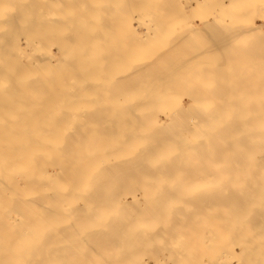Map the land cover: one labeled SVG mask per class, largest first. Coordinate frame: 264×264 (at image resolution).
Segmentation results:
<instances>
[{"label": "bare ground", "instance_id": "obj_1", "mask_svg": "<svg viewBox=\"0 0 264 264\" xmlns=\"http://www.w3.org/2000/svg\"><path fill=\"white\" fill-rule=\"evenodd\" d=\"M67 1L65 0L69 4ZM74 1L78 0H73L72 4ZM109 1L110 6L114 3V7L111 6L114 8L113 12L120 13V7L125 0ZM126 1L128 2V0ZM176 1H133L134 7L132 8L135 9L134 12L138 13V18L135 17L138 23L134 24L133 14L131 16L132 23H129L130 31L133 33L130 35L128 29H122V31L128 32L129 38L132 37L130 42L126 32H123L124 34L120 32L122 35L118 31L114 33V29L121 30L122 22L120 21V25L118 20L113 21L114 23L111 22V17L114 18L116 15L112 16L111 8L110 12L104 10L111 23H106L107 21L103 20L101 23L100 20L99 24L94 25L93 18L96 16L94 14L96 10L90 0L88 5L94 6L93 8L83 5V7L85 6L83 10L75 12L68 5V10H71L67 13H61V10H59L60 13L56 12L55 8L64 2L62 0H41L36 3L33 0H0V264H74L75 256L73 254L75 253L82 256L80 259L76 258L79 259L78 262H85V257H92L90 260L97 259L94 263L97 264L99 255L105 252L106 256L104 254L103 256L108 260L110 258L108 256L111 255L108 253H114L116 248L115 251L121 250L119 252L123 253V256L127 252L125 250L134 251L133 255H129L130 257L128 256L127 259L133 260L132 263L143 264L133 259L139 258L137 256L140 253L137 252H140L141 249L137 245L147 242L145 245L149 244L148 248H150L151 242L156 240L157 236V242L154 241L153 246L162 248V250L159 248L161 251L159 254H163L162 251L166 249L169 251L172 248V242L170 240L168 242L166 238L169 234L172 237L175 235V228L176 233L183 230V233L180 234L185 237L187 235L188 239L190 238L189 234L191 236L192 234L198 235L194 231L195 229L197 232H201L198 228L194 230L192 228L194 218L188 215L190 209H186L187 218L184 214V207L178 202L189 205L191 201H194L198 209L195 206L193 209L200 210L205 205V200L201 201V196H206L203 197L206 200H209L207 199L209 196L208 198L212 197L213 200L217 195L216 192L204 193V190H206L205 192L213 189L216 191L219 183H226L229 188L235 186L237 191H241L238 193L239 197L244 195L246 198L250 196L264 197V0ZM65 2L64 5H66ZM79 2L85 3L84 0ZM100 3L96 6V8L99 6L101 10L100 17L97 13V19L98 17L102 19L103 5L106 4L104 0ZM64 5H61V8ZM130 5L132 6V2ZM139 5L140 8L137 7ZM79 7L77 8L79 9ZM171 8L172 11H170ZM201 9L205 10L202 11L203 15L200 14ZM143 10H147L145 13H148H143ZM193 10H199V12H193L194 14L198 13L196 16L199 17L196 20L190 19V21L188 18H192V16H189V12ZM33 13L36 15L35 20L40 22L39 24L35 20H31L35 16ZM194 14L193 16H195ZM249 14L258 16L259 22L255 17L249 18ZM171 18H177L178 22L176 19L175 21L176 24H180L181 30H175L173 33L170 31L172 33L170 35L167 28H169L168 25H171V21H174ZM16 20H19L21 26L24 23L26 29H28V25L32 29L36 28L33 30L35 34H30L28 33L29 29H25L23 31L28 34H23L25 37H20L21 39L15 37L14 39L18 40L12 43L13 37L9 38L11 33L18 29L16 26L12 32ZM95 21L98 20L95 19ZM57 24H61L60 28ZM21 26L19 25L20 29ZM58 28H62L64 31L60 33ZM54 29L56 34L58 32L59 35H63L60 43L56 41L60 37L56 38L55 36L56 39L53 40ZM170 29H172L171 26ZM47 30L49 33L46 32ZM64 32L70 36H68L69 39L67 36L65 37ZM96 32H101V37L96 36ZM47 33L49 41L47 40L45 43L43 38L48 36ZM76 35L80 37V40L78 39L79 42L76 41L77 44L75 42L74 45L78 46L79 43L80 47H76V50L74 48L67 56L68 58H65L59 52L65 53V48L68 51L71 50L69 45V49H67L65 40L72 43L71 36L77 37ZM123 35L124 37H122ZM120 36L124 38H121L124 42H121ZM76 39L74 38V40ZM57 43H59L57 45L59 50L54 49V45L56 46ZM62 45L66 47L63 48ZM121 47L124 49H118ZM89 48L97 50L96 54L98 55H94L98 57L87 58ZM112 48H115L116 53L120 50L122 54L129 57V53H135L138 48H151L148 52L150 54L152 52V54L143 63L141 61L139 64L138 62L125 64L127 58L124 60V57H121L119 53L116 55ZM156 48H162V51L166 49L162 52L161 49L158 51ZM175 48L191 49H186L189 52L179 50L185 55L182 54L179 61L175 59V62L176 60L178 62V64L176 62L177 65L173 64L174 61H171L172 63L169 65V60L161 59L160 56L165 53L173 55L172 50H178ZM91 50L89 49L91 54L94 53ZM112 50L114 55H112L113 53L108 56L104 55L106 51ZM132 55L134 56V54ZM203 55H206L205 58ZM183 56L185 58H182ZM201 57L205 60L209 59L207 61L209 63L200 59ZM171 58L168 59L171 60ZM184 59L187 61L185 62ZM92 60L93 63L90 66L89 61L92 62ZM160 60L169 63L168 65L165 62L161 64ZM196 60L205 62L201 61L203 64H200L197 63L198 61L194 62ZM188 61L194 63L188 65ZM241 68L242 70H240ZM162 69L163 72L160 71ZM170 69L175 72V75L179 71V75L175 77L182 78L180 85L183 83L187 85L185 79L188 81V74L192 75L189 80H192L193 77L200 79L195 82L192 80L195 86L190 84L189 89L193 87L191 90L183 89L184 95L188 93L189 96L186 102L182 97L169 95L173 93L174 89V86L173 89L170 88L171 83L180 80H175L172 75V81H170L168 76ZM185 76L188 77L185 78ZM166 77H168L167 80ZM91 78L96 80H92V83L88 82L91 81ZM89 83L96 87L94 90L98 89L97 92L95 91L96 93H92L94 95H89L91 92L88 91V88L91 87ZM133 83L134 85H132ZM199 84L200 86H198ZM204 84L207 85V88H204ZM106 85L109 87L108 91H106ZM166 86L168 87L166 88ZM91 89L93 90L92 87L89 88V90ZM196 180L201 184L196 183ZM129 181L133 182L128 183ZM141 181L146 182L142 183ZM194 181L196 182L194 183ZM142 199H147L145 201H149L151 204L154 202L156 205H152L153 208L155 207L154 211L151 205L147 206L148 208L145 207L143 204L147 202ZM220 199L223 200L221 196ZM196 200H200L202 206ZM257 200L260 201V199ZM171 202L172 204H170ZM176 202L181 208L176 206ZM194 202L190 203V206L194 205ZM215 204L216 202H211L206 207L210 205L208 208H213ZM133 205L138 207L133 208ZM187 205L185 207L189 208ZM259 205L264 209V201H260ZM143 206L144 208H142ZM144 209L148 210L147 212L151 215L153 214L152 217L150 215L144 218V215L149 214L142 211ZM180 211L183 214H180ZM191 211L193 213V210ZM139 212H145V214L140 213L143 215L140 216ZM160 212L163 213L161 219L158 217L161 215ZM117 213H121V215L118 216ZM196 214L193 213L191 216L194 217ZM180 215L185 216L180 218ZM177 216L179 219H174L177 222L175 224L173 218H178ZM149 218H155L160 226L153 221L151 229L155 232L152 233V237L154 234L156 236L153 240L150 239L151 236H148L149 240L140 242L141 239L143 240L141 237H146L153 231L150 228H145V232L144 226L141 225L144 219L145 224L149 223L150 221L147 222ZM241 218L243 219V217ZM261 219L263 222V218ZM163 221L168 222V224L165 223V228H162L165 230L166 226L169 228L170 225L175 224V228L171 229L172 233L162 235V239L170 246L164 241L163 243L160 241L162 224L164 227ZM154 222L157 227H160L159 230L158 228L154 229ZM243 222H245L244 219ZM189 224L192 226H187ZM138 225L142 226L143 230L138 228ZM146 226L150 227L151 225ZM186 228H192L190 230L195 233L191 234L187 231L189 234H186ZM212 228L214 229V226ZM212 228L209 233L205 234L206 237L211 236ZM257 228L261 231L264 230V226ZM148 229L150 230L148 231ZM157 230L160 235H157ZM216 230L215 232H218L220 227ZM214 234L217 235V233ZM246 234L248 233H245L244 237L248 238L249 234L247 236ZM262 235L260 240L263 241L264 234ZM198 236L200 237V235ZM198 236L197 240L192 238L194 241L190 238L193 241L191 243L195 242L197 249L201 248L200 245L198 248L200 241ZM224 236L231 243L230 236L226 237V234ZM131 237L137 240L140 237L141 239L138 240L140 243L138 244L137 240L132 241ZM172 237L169 236L168 239L172 240ZM110 238H116L117 244L112 241L116 248L105 243L106 241L110 243ZM128 239L131 240L128 241ZM184 239L181 241L179 238L181 244L186 246L185 243L189 240L184 242ZM158 240L161 243L160 246H157L160 244ZM125 242L128 244V248L132 244L134 250L131 249L132 246L128 249ZM218 242L212 243L216 244L213 246L218 248H214L215 251L216 249L218 252L222 251L223 242L227 244V246L223 244L224 248L229 245L231 248L232 243L229 244L227 240H222V243L219 242L217 245ZM199 243L201 244V242ZM233 243L234 245L240 244L244 251L248 248V256L244 252L245 259L240 257L233 264H259L260 262L263 264L264 256H258L259 252L264 250V248L260 250L262 247L259 245H264L261 244V241L246 239ZM121 244L125 247L121 248ZM135 244L137 247L134 246ZM257 244L259 247L257 252H259L253 254L254 246ZM118 245L121 249L118 248ZM192 245H187L189 246L188 253H190V256L187 255V257L189 260L193 257L197 259L198 264H204L199 256L202 258L206 256L208 250L206 245L204 247L207 250H203V254L200 253L203 252L202 249L197 251L195 245ZM95 246L99 249L107 248L104 249L106 251L101 250L100 252ZM139 246L141 247V245ZM163 246L166 249H163ZM177 246L176 249L173 248L175 255L177 254L175 250L187 249V246H181L178 250ZM135 247L138 249L135 250ZM250 247H254V249H249ZM108 248L111 251L114 250L110 252ZM124 248L127 249L123 250ZM189 248L192 250L189 251ZM130 250L127 253H132ZM214 250L212 248L210 253L217 252ZM94 251L96 255L93 254ZM107 251L108 253H106ZM191 251L196 254L198 252V257L194 253L191 255ZM227 251L228 249L223 254L232 252ZM141 252V256L146 253L149 255L151 249L150 251L141 250ZM184 252L187 251L184 250L181 254ZM154 253L153 250L152 254ZM185 253L184 255H186ZM251 253L254 256L249 257ZM223 254L217 256H224ZM94 255L99 257L94 259ZM170 255L173 256L172 258L175 256L169 254L170 258L167 263L172 259ZM234 255L236 256V254ZM72 256L74 257L72 258ZM207 256L211 255L207 254ZM120 257H122L121 254L116 256L118 263L122 264ZM125 257H123V261H126ZM187 257L180 259H187L185 262L182 261L186 263L189 261ZM224 257L210 261H213L214 264L215 260L216 264H228L227 255ZM175 258L172 259V263L178 264V259L176 261ZM117 260L112 261L116 262ZM103 261L104 264H107L106 259ZM197 261L191 259V263ZM115 262L113 264H116ZM87 263L90 264L89 261ZM108 264L111 263L108 261Z\"/></svg>", "mask_w": 264, "mask_h": 264}, {"label": "rangeland", "instance_id": "obj_2", "mask_svg": "<svg viewBox=\"0 0 264 264\" xmlns=\"http://www.w3.org/2000/svg\"><path fill=\"white\" fill-rule=\"evenodd\" d=\"M33 1H34V3H36V2L41 1V0H33ZM42 1H44V0H42ZM62 1L65 2V0H62ZM69 1H70V0L67 1L69 4H67V3L65 2L66 5H67V7H65L66 5L63 4L64 2L61 4L62 6L64 5V7H65L66 9H65L64 7L61 8V5H60L59 7H56V8H55V9H56V12L58 11V12L60 13L59 10H61V13H63V12H64V13H67V11L69 12L71 9H73V11H75V12H80V11H81L80 9L83 10V9L85 8L86 5H87V7H88V6H89V7H92L91 5H88V4H90V2H92V4H94V6H95V9H94V10H96V11L94 12V14H96V16H95V18H93L94 25H95L96 23L99 24V21H100V20H101V21H100L101 23H102V20H103L104 22L107 21L106 23L110 22V21H108V18H109V17L107 16V14H106L105 11L108 10L107 12H110V11H109L110 8H111V10L114 9V8H113V7H114V3H113V2H112L113 4H111V6H113V7H111V6L109 5V2H110V1L107 0V2H106V0H104V3H106V4L103 3V4H104V5H103V11L105 10L103 13H104L105 15L102 14V15H103V16H102V19H99L101 10L99 9V6H98V7H97V8H98V12H97V8H96V6H97L98 3H100V1H103V0H100V1H99V0H90V2H88L89 0H87V1L84 0V2H85L84 4H83V2L80 3V2H79L80 0H78V1H74V4H72V3H73V0H71L70 2H69ZM82 1H83V0H82ZM94 1H95V2L97 1V2L95 3ZM108 1H109V2H108ZM133 1L136 2V0H128V2L125 0L124 3H122V5H121V7H120V8H121L120 13H118V12H117V13H116V12L114 13L113 10H112V13H113L112 16H113L114 14H116V15L118 14V15H117V16L114 15V18L111 17V18H112V21H111V22L114 23L115 21L118 20L119 25H120L121 22H122V26L120 25L121 30H120V29H119V30H115V29H114V31H115V32L113 31L114 33H116V31H118L119 34H121L120 32H122V34H124L125 32H126L125 34H128L127 31H122V29H124V28L128 29L130 35L133 33L132 31H130V24H129V23H132V20H133V22H134L135 25H137L136 23H138L137 20L135 19V17L138 18V16H137L138 13H137V12H134L135 9L132 8V7H134V6H133ZM137 1L139 2V0H137ZM177 1H178V0H177ZM177 1H176V2H177ZM87 2H88V3H87ZM131 2H132V6L130 5ZM107 3H108V4H107ZM71 4H72L73 6H72ZM80 4H81V5H80ZM68 5H70V8H71L70 10H68V8H69ZM75 5H77V6H75ZM83 5H85V6L83 7ZM100 5H101V3H100ZM108 5H109L110 7H109ZM125 5H126V6H125ZM74 6H75V7H74ZM79 6H80V7H79ZM94 6H93V7H94ZM124 6H125V7H124ZM130 6H131V7H130ZM77 7H79V9H78ZM93 7H92V8H93ZM137 7L140 8V5L137 6ZM92 8H91V10H92ZM100 8H101V6H100ZM123 8H125V9H123ZM131 8H132V9H131ZM173 8H174V7H173ZM47 9H49V8H47ZM75 9H76V10H75ZM77 10H78V11H77ZM127 10H128V12H127ZM144 10H145V9H144ZM144 10H143V13H145V12L147 11V10H146V11H144ZM138 11H139V10H138ZM170 11H172V8L170 9ZM195 11H196V12H199V10H198V11H197V10H193V11L189 12V16H190V15L192 16V18H191V17L188 18L189 20H190V19L193 20V18H194V20L198 19L199 16H198V15L196 16V14H198V13L194 14ZM202 11L204 12L205 10H204V9H201V13H200L201 15H203V14H202V13H203ZM46 12H47V11H46ZM58 12H57V13H58ZM125 12H127V13H125ZM140 12H141V11H140ZM193 12H194V13H193ZM206 12H207V11H206ZM97 13L99 14L98 19L96 18V17L98 16ZM141 13H142V12H141ZM143 13H142V14H143ZM147 13H148V12H147ZM147 13H145V14H147ZM190 13H191V14H190ZM121 14H122V15H121ZM133 14H134V15H133ZM159 14H160V13H159ZM193 14H194L195 16H193ZM33 15H35V14L33 13ZM132 15H133L134 18L131 20V18H132L131 16H132ZM253 15H254V14H251V16H252V17H255V18L257 19V21L260 19L258 16H255V15L253 16ZM115 16H116V17H115ZM122 16H123V18H122ZM251 16H250V14H249V18H250ZM33 17H34V18H33ZM33 17L31 18V20H32V19H33V20L36 19V15L33 16ZM120 17H121L122 19H119ZM127 17H130V18L127 19ZM95 19L98 20V21H95ZM105 19H106V20H105ZM124 19H125V20H124ZM171 19H172V18H171ZM175 19H176V21L178 22L177 18H173L172 20H174V21H171V25H168L169 28H167V30H168V32H169L170 35H171L175 30H176V31H177V30H181V29H180L181 27L179 26L180 24H179V23L176 24ZM91 20H92V19H91ZM122 20H123V21H122ZM18 21H19V20H18ZM18 21H17V20L15 21V26L13 27V29H12L13 31H12V32H14L16 26H18V27H16V29L18 28L17 30H19V31L15 30L16 32L11 33V37L9 38V39H11V38L13 37V39H11V40H13V41H11L12 43H14L16 40H18L17 38L21 39L20 37H25V35H23V34H26V33H27L26 31H23V30L26 29V26H25V28H24V25H25V24L23 23L22 26H21V23H19ZM113 21H114V22H113ZM120 21H121V22H120ZM125 21H126L127 23H126ZM190 21H191V20H190ZM30 22H31V21H30ZM35 22H36L37 24L40 23V22H37L36 20H35ZM35 22H34V23H35ZM91 22H92V21H91ZM111 22H110V23H111ZM258 22H259V21H258ZM18 23H19V25L21 26V29L19 28ZM28 23H29V22H28ZM31 23H33V21H32ZM174 23H175L176 25H175ZM42 24H43V23H42ZM45 24H46V23H45ZM65 24H66V23H65ZM65 24H64V25H65ZM123 24H124V25H123ZM169 24H170V23H169ZM26 25H27V23H26ZM34 25H35V24H34ZM34 25H33V28H34ZM126 25H127V26H126ZM31 26H32V24H31ZM35 26L37 27V25H35ZM57 26L60 28L61 24H57ZM128 26H129V27H128ZM170 26H171L172 29H170ZM172 26H173V27H172ZM27 27H28L29 30L32 29V28H30V25H28ZM22 28H23V29H22ZM59 28H58V29H59ZM28 29H26V30H28ZM35 29H36V28L32 29V31H30V32H29V30H28V33L32 34L33 32H35V31H33V30H35ZM58 29H56V31H58ZM59 30H60V31H58V32H60V33L64 31V30L62 31V28L59 29ZM112 30H113V28H112ZM124 30H125V29H124ZM22 31H23V32H22ZM170 31H171L172 33H170ZM46 32H48V30H47ZM58 32H57V34H58V36H57V34H56V32H55V29H54V33H55V35H54L53 40H55L56 38H59V37H60V39L56 40L57 42L60 43V40L63 38V35H61V34L59 35ZM123 32H124V33H123ZM28 33H27V34H28ZM48 33H49V32H48ZM48 33H47V34H48ZM13 34H14V36H13ZM20 34H22V35H20ZM33 34H35V33H33ZM64 34H65V32H64ZM122 34H121V35H122ZM129 34H128L127 38L130 39V42H131L132 37L130 36L131 38H129ZM95 35L98 36V37H101V32H99V33L96 32ZM50 36H51V35H50ZM55 36H56V38H55ZM66 36L68 37L69 35L65 34V37H66ZM76 36H77V37H75V36H71L72 43H71L69 40H68V41L65 40V42H67V43H66V44H67V47H68L67 49H69V46H71V48H70L71 50H69V51L66 50V48H65V51H66L65 53H64V52H63V53L59 52L60 54H63V55L65 56V58H68L67 56L71 53V51H72L74 48H75V50H76V49H77L76 47H78V48L80 47V46H79V43H78V46H77V45H76V46L74 45L76 41L79 42V40H80V37H79L78 35H76ZM15 37H17V38L14 39ZM69 37H70V36H69ZM69 37H68L67 39H69ZM72 37H73V38H72ZM98 37H95V38H98ZM122 37H124V35H123ZM122 37L120 36L119 39L121 40ZM74 38H75V39L77 38V39L74 40ZM115 38H117V36H115ZM78 39H79V40H78ZM119 39H117V40H119ZM122 39H124V38H122ZM47 40L49 41V34H48V36L46 35V38H43V41H44L45 43H47ZM73 40H74V42H73ZM122 41L124 42V40H121V42H122ZM128 41H129V40H128ZM59 43H57L56 46L54 45V49H56V50H59V49H60V48H59V49L57 48V45H59ZM70 43H71V44H70ZM76 44H77V42H76ZM45 45H46V44H45ZM68 45H69V46H68ZM72 45H73V46H72ZM122 45H123V44H122ZM122 45H121V46H122ZM128 45H129V43H128ZM62 46H63V48H64L65 45H62ZM74 46H75V47H74ZM123 46H124V45H123ZM65 47H66V46H65ZM14 48H17V47L14 46ZM63 48H62V49H63ZM81 49H83V48H81ZM89 49L91 50V48H89ZM89 49H88V52H87V54L89 53L88 56H87V58H90V57H91V59H94L95 57H98V56H95V55H94V54H96V51H97V50L94 51V49H92L91 51L94 52V53L91 54V52L89 51ZM112 49H113L114 52H115V48H112ZM118 49L122 50V49H124V48L121 47V48H118ZM127 49H129V48H127ZM132 49H133V48H132ZM149 49H151V48H149ZM149 49H148V48H138V49H136V52H135V53H132V54H134V56H133L131 53H129L130 57H129L128 55H126V54L124 55V53L122 54L120 50H119V52H117V53H119V55H120L121 57L123 56V57H124V60H125L126 58L128 59V61H127V59H126L125 62H124L123 58H121V59H122V62H124L125 64H129L130 62H131V63H137V62H138V64H139V63H141V61H142V63H143V62H145L144 60L147 61V59H149V57H150L149 55L152 54V52H151V54L148 52ZM156 49H158V51H160V49H161V51H162V48H156ZM156 49H155V50H156ZM165 49H166V48H165ZM165 49H163V51H164ZM176 49H178V50H176ZM180 49H181V48H175L176 51H173V50H172V52H174L173 55H170V54L168 55V53H165L166 56H164L165 54H164V55L162 54L160 57H161V59L164 58V59H166V60H169L170 63L167 61V62L169 63V65L172 63L171 61H174L173 64L177 65L178 62H177V60H176V62H177V64H176L175 59H178V61H179V58L181 57V55L184 54L183 52H180V51H183V50H186V49H191V48H182V50H180ZM113 50L110 51V52L106 51V52L104 53V55L108 56V54H112V53H113ZM179 50H180V51H179ZM163 51H162V52H163ZM186 51H188V50H186ZM186 51H184V52H186ZM172 52H171V53H172ZM188 52H189V51H188ZM190 52H191V51H190ZM97 53H98V52H97ZM115 53H116V52H115ZM117 53H116V55H118ZM120 53H121V54H120ZM143 53H144V55H143ZM153 53H154V52H153ZM180 53H181V54H180ZM186 53H187V52H186ZM191 53H193V52H191ZM66 54H67V55H66ZM138 54H139V55H138ZM145 54H146V55H145ZM174 54H175V55H174ZM189 54H190V53H189ZM63 55H62V56H63ZM90 55H91V56H90ZM96 55H98V54H96ZM112 55H114V53H113ZM135 55H136L137 57H136ZM184 55H185V54H184ZM186 55H188V53H187ZM126 56H127V57H126ZM145 56H146L147 58H146ZM163 56H164V57H163ZM176 56H177V57H176ZM204 56H206V55H203V57H204ZM208 56H209V55H208ZM208 56H207V57H208ZM93 57H94V58H93ZM165 57H167V58H165ZM169 57H170V58L172 57L171 60L168 59ZM173 57H174V58H173ZM175 57H176V58H175ZM187 57H188V56H187ZM187 57H186V58H187ZM203 57H201L200 59L205 60V59H204L205 57H204V58H203ZM131 58H132V60H131ZM134 58H135V59H134ZM142 58H143V59H142ZM182 58H185V57L183 56ZM208 58H209V57H208ZM139 59H140V60H139ZM209 59H210V58H209ZM209 59H208V60L206 59L205 61L207 62V61H209ZM88 60H90V59H88ZM184 60H185V59H184ZM203 60H196V61H194V62H197V61H198L197 63H200V64H201V63H202L201 61H203ZM162 61H163V62H162ZM162 61L160 60V63H161V64H162V63L164 64L165 60H162ZM186 61H187V60H185V62H186ZM199 61H200V62H199ZM205 61H203V62H205ZM89 62H90V63H89L90 66H92L91 63H93V60H92V62H91V61H89ZM126 62H128V63H126ZM188 62H189V61H188ZM194 62H192V63L189 62L188 65H191V64H193ZM75 63H76V62H75ZM158 63H159V62H158ZM160 63H159V64H160ZM165 63H166V62H165ZM168 63H166V65H168ZM197 63H195V64H197ZM207 63H209V62H207ZM76 64H77V63H76ZM156 64H157V63H156ZM173 64H172V65H173ZM202 64H203V63H202ZM233 65H234V64H233ZM161 66H163V65H161ZM231 66H232V65H231ZM168 68H169V67H168ZM89 70H90V69H89ZM91 70H92V69H91ZM240 70H242V68H241ZM112 71L114 72V70H111V72H112ZM160 71L163 72V69L160 70ZM164 71H165V70H164ZM166 71H167V69H166ZM172 72H173V71L170 69V75H168V76L170 77V79H171V76H172V75H174L173 77H175L176 75H179V73H178L179 71L176 72V75H175V72H173V73H172ZM154 73H155V72H154ZM168 73H169V72H168ZM239 74H240V73H239ZM188 76H189V78L191 79V76H192V75H189V74H188ZM188 76H185V78L188 77ZM194 76H196V75H194ZM173 77H172V78H173ZM207 77H208V76H207ZM207 77H204V79H205V78L207 79ZM233 77H234V76H233ZM167 78H168V77H166V80H167ZM183 78H184V77H183ZM189 78H188V81H187V79H185V84H187V85H184L183 82H182L183 84L180 85L179 83H180V81L182 80V78H180V76L175 77V80H176V79H180V80H176V81H178V82H176L177 84H176L175 82H172L173 84L171 83L172 86H170V88L172 87V89H173V86H174V89H173V91H172L173 93H172V94H169V95H173V96L176 95V97H182V98L185 100V102H186V101L188 100V97H189V96H188V93H186V95H184L185 92L183 91V89H184V90H191L193 87H192L191 89H189V87H190L192 84H194V83L192 82V80L195 82V81H197V79H199V77H198V78L193 77L192 80H189ZM194 78H195V79H194ZM200 78H201V77H200ZM208 78L210 79V77H208ZM234 78H235V77H234ZM154 79H155V78H154ZM170 79H169V80H170ZM237 79H238V78H237ZM85 80L88 81V79H85ZM92 80H96V79H95V78H91V81H88V82H91V83H92V82H93ZM155 80H156V79H155ZM199 80H200V79H199ZM234 80H236V79H234ZM170 81H172V79H171ZM186 81L189 82V83H187ZM190 81H191V82H190ZM134 83H135V82H134ZM134 83H133L132 85H134ZM174 83H175V84H174ZM178 84H179V85H178ZM188 84H189V85H188ZM190 84H191V85H190ZM91 85H92V84H91ZM91 85H90V83H89V86H91ZM169 85H170V84H169ZM196 85H197V84H196ZM89 86H87V87H89ZM126 86H127V88H128V85H126ZM176 86H177V87H176ZM179 86L182 87L181 90H180V87H179ZM184 86H185V87H184ZM186 86H187V87H186ZM194 86H195V84H194ZM198 86H200V84H199ZM203 86H204V88H205V87L207 88V85L204 84ZM203 86H201V87H203ZM91 87L93 88V90L96 88L94 85L91 86ZM91 87H89V88H91ZM94 87H95V88H94ZM105 87H106V91H108V90H109V87H108L107 85H106ZM134 87H135V86H134ZM167 87H168V86H166V88H167ZM178 87H179V88H178ZM89 88H88V91H89V92L91 91V92L89 93V95H90V94H91V95H94V94H92V93H94L95 91L97 92V90H98V89H96V90L93 91L92 89L89 90ZM160 88H162V87H160ZM164 88H165V86H164ZM170 88H169V89H170ZM177 88H178V91H176ZM185 88H186V89H185ZM110 89H111V88H110ZM92 91H93V92H92ZM174 91H176V92H174ZM180 91H183V92H180ZM82 92H83V90H82ZM96 92H95V93H96ZM177 93H178V94H177ZM181 93H182V94H181ZM105 94H107V93H105ZM104 97H105V96H104ZM97 101H98V100H97ZM111 101H112V99H111ZM113 102L115 103V101H113ZM113 102H112V103H113ZM107 103H110V102L107 101ZM160 181L162 182V180H160ZM196 181H197V180H196ZM196 181H194V183H195ZM206 181H207V180H206ZM206 181H204V182H206ZM208 181H209V180H208ZM131 182H133V181H131ZM131 182L129 181L128 183H131ZM134 182H135V181H134ZM141 182L143 183V182H146V181H141ZM154 182H155V181H154ZM156 182H157V181H156ZM156 182H155V183H156ZM158 182H159V181H158ZM204 182H202V183H204ZM209 182H210V181H209ZM196 183H200V182L197 181ZM200 184H201V183H200ZM252 184H253V183H252ZM191 185H192V184H191ZM225 186H227L226 183H219L218 186H217V188H216V191H214V189H213V190H210V191H208V192H205L206 190H204V193H212V192L215 193V192H216L217 195L214 196L213 200H212V197L208 198V197H209V196H208L207 199H209V200H206V198H203V197H206V196H201V197H202V200H201V201L205 200V202H204L205 205L203 204L204 207H201L202 205L200 204V203H201L200 200H196V201L199 202V205H201V206H200L201 209L199 208L200 210H196V209H198V208H197V206H195V202H194V201L189 200V201H191L190 203H193V202H194V205L192 204V206H190V203H189V205H187L186 203H180V202H178V204H180L182 207H184V209H185V211L183 210V211H184V214L187 213V210H188V209H190V210H189L190 213H188V215H189L191 218H194L193 221H192L194 226H192L191 224H189V225H187V226H189V227L192 226L193 230H194L195 228H198V230L201 231V232L198 231V232L200 233V234H199V233L197 232V229L194 230V231H196V233H197L198 235H200V237H199L198 235H197V236L199 237V240H200L199 242H201V244L198 242V248H199V245H200L201 248L197 249V248H196L197 246L194 244L195 242H194V243H191V242L194 241V239H192L193 237L195 238V240L198 239V238H196L197 236H195L196 234H192V232L195 233L194 231H191L192 228H190L191 230L188 229V228H186V230H185V229H184V230L186 231V234H187L188 232H189V233L191 232L192 236L194 235V236L192 237V236L188 233V234H189L188 236H189L193 241H191L190 238L188 239V238H187V235H186V237H185L183 234H180V233H183V230H182V232H181V230L179 231V230L177 229V231H179L180 233H176V228L174 227V225H175L177 222H175L174 219H179L178 216H177L178 218H173V220H174L173 223H175L174 225L172 224L173 226L170 225L169 228H168V226H166L167 229H169V230H167V229H166V230H165V229H162V228H165V225H166V224H168L167 221H166L167 223L163 221V222H164V227H162V226H163V224H162V226H161V230H160V231H162L161 233L158 231V230L160 229V227H157V226L155 225V222L157 221V220H155V218H153V219L151 218L152 220H151L150 218L147 219V222L150 221V222H149L150 224H149V223H146V224H145V219H144V222L141 223V225L144 226V227H143L144 231H145V228H150V229H151V228L153 227V226H152V225H153L152 222L155 221V222H154V225H155V226H154V229L156 230V229L158 228V230H157V235H158L159 233L161 234V236H160V237H161V240H160V237H158V239H159L160 241H162V243H163V241H164V243H165V240L162 239V235H163V234L166 235L167 233H172L171 229H174V228H175V231H174V232H175V235H173V237H172V235L169 234V236H171L173 239H172V240H171V239H168L169 236H167V238H166L168 242H169V240L172 242V244H171V247H172V248L170 249V250H171V253H169V254L175 255V254H174V249H176L177 244H178V246H177L178 250H179V248H180L181 246L186 247L188 244H189V246L193 244V245H195V249H197V251L200 250V249H202V251H203V250L206 251V250L208 249L206 253H207L208 255L210 254L211 256H207V254H206V256H207V258H208V257H212V258H208V259H209V260H208V259L206 258V256H204L203 258H202V256H199L200 259L204 262V264H214V262H213L214 259H217V260H218L219 257L223 258L225 255H227V258H226V259L229 260V263H230V264H233V263H234L237 259H239L240 257L246 256V255L248 256V254H247V252H248V251H247L248 248H247L246 251H244L243 247L240 246V244H238V245L235 244V245H234L233 242L236 243L237 241H244V240L247 239V240H249V241H252V240H253V241H254V240H255V241H258V240H259V242H260V241L262 242L261 244H264V243H263L264 240H263V241L260 240V239L262 238V236H263L262 234H264V232H263L264 230L261 231V229H258V228H257L258 226H264V221L262 222V219H261V218H263V220H264V209H263L262 206H261V208H260V205H259L260 201H264V200H263L264 197H262V196H261V197H260V196H256V197H258V198H256V197H254V196H250L252 199H251L250 197H249L250 199H249V198H246L245 195L243 196V197H245V198H243L242 196L239 197V194H238V193L241 192V191H240V190L237 191V190H236L237 188H236L235 186H234V187H230V188H229L228 186H227V187H225ZM218 188H219L220 191L218 190ZM224 188H225V189H224ZM227 188H229V189H227ZM232 189H233V190H232ZM221 190H222V191H221ZM229 190H230V191H229ZM182 191H185V190H182ZM227 191H228V192H227ZM137 192H138V191H137ZM139 192H140V191H139ZM178 192H179V191H178ZM180 192H181V191H180ZM219 192H220V193H219ZM229 192H231V193H229ZM234 192H235L236 194H235ZM218 194L221 196V198H223V200L220 199V196H219ZM228 194H229V195H228ZM263 196H264V195H263ZM224 197H225V198H224ZM228 197H229V199H227ZM230 197H232V198H230ZM215 198H218L219 201H218V199H215ZM245 199H249V200L247 201V200H245ZM254 199H255V201H254ZM257 199H260V201L257 200ZM142 200H143V199H142ZM145 200H147V199H145ZM145 200H143V201H145ZM226 200H227V203H226ZM244 200H245V201H244ZM228 201H229V202H228ZM145 202H147V203H144L143 205H144L145 207L151 205V207H152V209H153V211H154V208H155V207L153 208L152 205H155V203L153 202V203L151 204V203H149V201H145ZM198 202H197V203H198ZM211 202H216V204L213 206V208H210V207L208 208V206H210V205H208V206L206 207V205H207L208 203L210 204ZM218 202H219V203H218ZM232 202H233V203H232ZM242 202H243V203H242ZM247 202H248V203H247ZM253 202H254V203H253ZM257 202H258V203H257ZM174 203H175V202H174ZM187 203H188V202H187ZM202 203H203V202H202ZM223 203H224V204H223ZM245 203H246V204H245ZM251 203H252V204H251ZM138 204H139V203H137V205H138ZM168 204H169V203H168ZM170 204H172V202H171ZM170 204H169V205H170ZM176 204H177V202H176ZM178 204H177L176 206H180V205H178ZM183 204H184V206H183ZM241 204H242V205H241ZM254 204H256L255 207H254ZM257 204H258V205H257ZM135 205H136V204H135ZM135 205H133V206H134L133 208H137V207L139 206V205H138V206H135ZM140 205H142V203H140ZM186 205H187V207L189 206V208H186V207H185ZM221 205H222V206H221ZM225 205H227V206L225 207ZM231 205H232V206H231ZM261 205H262V204H261ZM144 206H143L142 208H144ZM155 206H156V205H155ZM181 206H180V208H181ZM194 206L196 207V209H195L196 211L193 209ZM220 206H221V207H220ZM229 206H231V207H229ZM248 206H249V207H248ZM256 206H257V207H256ZM158 207H159V206H158ZM195 207H194V208H195ZM216 207H217V208H216ZM232 207H233L234 210L232 209ZM247 207H248V208H247ZM250 207H252V208H250ZM139 208H140V207H139ZM139 208H138V209H139ZM147 208H148V207H147ZM159 208H161V207H159ZM178 208H179V207H178ZM215 208H216V209H215ZM243 208H244L245 210H244ZM149 209L151 210V208H149ZM186 209H187V210H186ZM208 209H209V210H208ZM210 209H211V210H210ZM230 209H231V210H230ZM241 209H242V210H241ZM145 210H146V209H144V210H142V211H145ZM150 210H149V211H150ZM155 210H156V209H155ZM191 210H193V213H197L196 215H198V213H199L198 216H200V217H198V216H196V215H195L196 217H195V216H194V217L191 216V214H193ZM224 210H225L226 212H225ZM130 211H132V210H130ZM130 211H129V212H130ZM138 211H141V210H138ZM147 211H148V210H147ZM147 211H145V212H147ZM156 211H158V210H156ZM181 211H182V210H181ZM181 211H180V214L182 213ZM212 211H213V212H212ZM250 211H251V213H250ZM136 212H137V211H136ZM145 212H143V213H142V212H139L138 215H139L140 213L145 214ZM257 212H258V213H257ZM148 213H149V212H147L146 214H148ZM152 213H153V212H152ZM160 213H161V212H160ZM201 213H202V214H201ZM236 213H237V216H238V217L236 216ZM242 213H243V214H242ZM114 214H115V213H114ZM117 214H118V216L121 215V213H117ZM142 214H140V216H143ZM162 214H163V213H161V215H160V214L158 213V215H160V216H158V217H160L159 219H161V217L163 216ZM182 214H183V213H182ZM200 214H201V215H200ZM205 214H206V215H205ZM221 214H222V215H221ZM150 215H151L150 213H149L148 215H144V218H146V216H150ZM152 215H153V214H152ZM152 215H151V217H152ZM185 215H186L187 218H188V215H187V214H185ZM185 215H184V216H185ZM229 215H230V216H229ZM242 215H243V216H242ZM262 215H263V216H262ZM156 216H157V214H156ZM184 216H181V215H180V218H182V217H184ZM202 216H203V217H202ZM240 216L243 217V219H244L245 222H243V219H242ZM247 216H249V217H247ZM153 217H154V216H153ZM197 217H198V218H197ZM205 217H206V218H205ZM207 217H208V218H207ZM257 217H258V218H257ZM120 218H121V217H120ZM147 218H148V217H147ZM185 218H186V217H185ZM228 218H229V219H228ZM245 218H246V219H245ZM248 218H249V219H248ZM156 219H157V217H156ZM197 219H198V220H197ZM225 219H226V221H225ZM237 219H238V220H237ZM239 219H240V220H239ZM247 219H248V220H247ZM203 220H204V222H203ZM210 220H211L212 222H211ZM241 220H242V221H241ZM198 221H199L200 225H199ZM207 221H208V222H207ZM220 221H221V222H220ZM157 222H158V221H157ZM157 222H156V223H157ZM170 222H171V221H170ZM201 222H202V223H201ZM239 222H240V223H239ZM242 222H243V223H242ZM260 222H261V223H260ZM143 223H144V224H143ZM151 223H152V224H151ZM158 223H159V222H158ZM158 223H157V225H159ZM165 223H166V224H165ZM171 223H172V222H171ZM171 223H170V224H171ZM204 223H206L207 226H206V224H204ZM209 223H210V224H209ZM219 223H220V224H219ZM234 223H235V224H234ZM203 224H204V225H203ZM213 224H214V225H213ZM215 224H216V225H215ZM218 224H219L220 226H219ZM237 224H238V225H237ZM239 224H240V225H239ZM121 225H122V224H121ZM146 225H151V226H150V227H147ZM246 225H247V226H246ZM129 226H130V225H129ZM131 226H132V225H131ZM142 226H139V225H138V228L140 227V229L143 230V229L141 228ZM159 226H160V225H159ZM208 226H209V227H208ZM213 226H214V229L212 228ZM216 226H217V228H216ZM222 226H223V227H222ZM228 226H229V228H228ZM233 226H234V227H233ZM255 226H257L256 229H255ZM155 227H156V228H155ZM173 227H174V228H173ZM219 227H220V230H218V232H215V230L218 229ZM199 228H200V229H199ZM206 228H207V229H206ZM211 228H212L211 236L206 237L205 234H206L207 232L209 233V232L211 231ZM231 228H232V229H231ZM237 228H238V229H237ZM140 229H138V230H140ZM150 229H148V231H149ZM187 229H188V230H187ZM201 229H202V230H201ZM254 229H255L256 231H255ZM141 230H140V231H141ZM151 230H153V229H151ZM164 230H165V231H164ZM213 230H214V231H213ZM248 230H249V231H248ZM252 230H254V231H252ZM259 230H260L261 232H260ZM163 231H164V232H163ZM168 231H169V232H168ZM185 231H184V232H185ZM187 231H188V232H187ZM216 231H217V230H216ZM219 231H220V233H219ZM229 231H230V233H229ZM145 232H146V231H145ZM150 232H151V231H150ZM153 232H155V231L153 230V231L150 233V235H147L146 237H141V238H143V240H142L140 237H138V240L141 239L140 242H141V241L146 242V240L148 239V236H149V237H150V236H151V237L153 236V234H152ZM174 232H173V233H174ZM213 232H214V233H217V235L214 234ZM244 232L249 234L248 238H247V237H244V235H245ZM262 232H263V233H262ZM259 233H260V235H259ZM261 233H262V234H261ZM160 234H159V235H160ZM176 234H178V235H176ZM225 234H226V237H227V236H230V238L232 239V240H230L232 244L229 243L228 238H225V236H224ZM228 234H230V235H228ZM248 234H246V236H247ZM165 235H164V236H165ZM232 235H233V237H231ZM242 235H243L244 238L242 237ZM155 236H156V234H154V237H155ZM183 236L185 237V239H184ZM207 236H208V234H207ZM257 236H258V238H259V237H260V238L258 239ZM128 237H129V236H128ZM154 237H152V238H150V239L153 240ZM165 237H166V236H165ZM165 237H164V238H165ZM174 237H175V238H174ZM181 237H183V238H181ZM210 237L213 238V239L211 238V239H212V243H214V242H216V241L221 242L222 240H223V241H226V240H227L228 243L231 244V248H229L230 245H229V247H225V248H224V246H225V245L227 246V244H225V243L223 242V244H224V246H223V244H222L223 249H222V247H221L222 251L220 250V251L218 252V251H217L218 248H217V247H214L216 244L214 245V244H212V243L210 242V241H211ZM234 237H235V238H234ZM241 237H242V238H241ZM102 238H103V237H102ZM102 238H101V239H102ZM104 238H105V237H104ZM117 238H118V237H117ZM145 238H146V239H145ZM155 238H156V240H153V241L151 240V241H152V242H151L152 244H151L150 248H148L149 244L145 245L147 242H146L145 244L142 243V244H143V245H142V244H139L140 242H139L137 239H135V238L132 239V237H131L132 241H133V240H137V241H138V244L141 245V247L143 248V249H142L139 245H137L141 250L146 251V249H147V251H150V249H151V254H150V252H149V253H148L149 255H147V253L144 252V253H146V254H145L146 256H145V255L141 256V253L143 252V251L141 252V250H140V252H137V253H140L139 256H137V257H139L141 260H142V257H143V261H142V262H141V260H140L139 258H136V257L133 258V256H132V258H133L134 260L136 259V261H139V263H143V264H158V263H159V264H170V263H171V264H174V263H172V259H174L176 255H177V257H180L181 255H184L185 252H184L183 254H181V252H183L184 250L187 251V252L185 253L186 255L181 256V257H187V255L190 256V255H189L190 253H188V247H189V246H187V249L181 248L180 251L175 250V253L177 252V254L174 256V258H172L173 256L170 255L172 259L169 260V262L167 263V260L170 258V257H168V255H169L168 252H169L170 250L168 251V250L166 249V247L163 246V247H164L163 249H166V250H165V251H162L163 254H159V253L161 252L160 249L162 250V248H160V247L154 248V246H153V242H154V241L157 242V236H156ZM179 238H180L181 241H183V239H184V242H185V240H187V239L189 240V241H187L188 243H187V242L185 243L186 246H185V245H182L183 243L181 244V241L179 240ZM216 238H217V239H216ZM233 238H234L236 241H235ZM255 238H256V239H255ZM101 239H100V240H101ZM105 239H106V238H105ZM105 239H103V240L106 241ZM108 239H109V238H107V240H108ZM110 239H111V238H110ZM114 239H115V240H114ZM118 239H119V238H118ZM124 239H126V238H124ZM131 239H128V241H130ZM209 239H210V241H209ZM219 239H220V240H219ZM224 239H225V240H224ZM242 239H244V240H242ZM257 239H258V240H257ZM263 239H264V238H263ZM144 240H145V241H144ZM148 240H149V239H148ZM159 240H158V241H159ZM213 240H214V242H213ZM101 241H102V240H101ZM108 241H110V240H108ZM108 241H106L105 243H106V244L108 243L109 245H111V246H113V247H114V245L112 244V243H113L112 241H114V244H117V242H116V238H112V239H111V242H110L111 244H110ZM119 241H120V240H119ZM122 241H123V240H122ZM122 241H121V242H122ZM125 241L127 242V239H126ZM132 241H131V243L133 244ZM137 241H135V243H137ZM160 241H159V243H160ZM178 241H179V242H178ZM102 242H103V241H102ZM126 242H125V244H126ZM148 242H150V241H148ZM156 242H155V243H156ZM168 242L165 243V244L168 245ZM202 242H203V243H202ZM219 242L217 243V245L219 244ZM100 243H101V242H100ZM105 243L103 242L104 245H105ZM123 243H124V242H123ZM127 243H128V242H127ZM155 243H154V245H155ZM175 243H176V244H175ZM221 243H222V242H221ZM221 243H220V245H221ZM226 243H227V242H226ZM128 244H129V243H128ZM128 244H126V245H127V246H126L127 248H128ZM132 244H131V246H132ZM165 244H163V245H165ZM196 244H197V243H196ZM209 244H210V245H209ZM211 244H212V247H211ZM129 245H130V244H129ZM160 245H161V243H160V244H157V246H160ZM172 245H173V246H172ZM193 245H192V246H193ZM205 245H206V248H207V249L204 247ZM213 245H214V246H213ZM232 245H233V246H232ZM252 245H253V244H252ZM101 246H102V244H101ZM116 246H117V245H116ZM119 246H120V245H118V248H120V247H121V248H122V247H125V245H123V244H121L120 247H119ZM131 246H130V247H131ZM134 246H136V244H135ZM137 246H136V247H137ZM144 246H145V247H144ZM146 246H147V247H146ZM155 246H156V245H155ZM165 246H166V245H165ZM168 246H170V245H168ZM168 246H167V247H168ZM192 246H191V247H192ZM235 246H236V247H235ZM239 246H240L241 248H240ZM245 246H247V245H245ZM257 246H258V244H257L256 246H254L255 249H254V247H252V248L250 247V248H249V249H254L255 252L252 250V251H253V254L256 253L257 250H259V247H260V246L262 247V249L260 248V250H263V248H264V245H259V247H257ZM98 247H99V246H98ZM103 247H105V246H103ZM107 247H108V245H107ZM107 247H106V248H107ZM113 247H112V248H113ZM130 247H129V248H130ZM136 247H135V250L138 249V248H136ZM210 247H211V249L213 248V250H214V248H217V249H216L217 252L214 250L216 253H214V251H213L214 254L210 253V251H211ZM95 248L98 249V251L100 250V252H101V250L106 249V248L99 249V248H97L96 246H95ZM109 248H110V247H109ZM109 248H108V251H110V252H112V251L114 250V249H113V250L111 251V249H109ZM114 248H116V247H114ZM121 248H120V249H121ZM127 248H124L123 250H125V249H127ZM129 248H128V249H129ZM152 248H154V249H153L154 252H155L154 254H156V255L152 254V251H153ZM159 248H160V249H159ZM169 248H170V247H169ZM173 248H174V249H173ZM245 248H246V247H245ZM256 248H257V249H256ZM96 249H95V250H96ZM116 249H117V248H116ZM116 249H115V250H116ZM131 249L134 250L133 246H132ZM148 249H149V250H148ZM156 249H157V250H156ZM172 249H173V252H172ZM183 249H184V250H183ZM195 249H194V251H195ZM227 249H228L227 252H230V251H232V252L234 251V252H233V253L230 252V253H228V254H226V253L223 254V252L226 251ZM232 249H233V250H232ZM115 250H114V253H115L116 255H115L113 252H112V253H108V251L106 252V253L112 255V256L110 255V256H108V257H110V258H111V257H113V258L115 257V258L112 259V260H117L116 256L118 257V255L121 254L122 257H120V258H121L120 261H121L122 264H129V263H130V264H133V263H134V264H137V262H136V263H135V262L132 263L133 260L130 261V259H129V260L127 259V258L130 257L129 255H131V254L133 255L134 251H132V250L129 249L130 252L132 251V253H127V252H129V250H125V251H127V252H125V254H124V256H123V255H122L123 253L119 252V251H121V250H119V251H118V250L115 251ZM155 250H156L157 252H156ZM190 250H192V248H189V251H190ZM229 250H230V251H229ZM241 250H242L243 253L241 252ZM104 251H106V250H104ZM138 251H139V250H138ZM166 251H168V252H166ZM194 251H193V252L191 251V255H193L192 253H194ZM197 251H196V252H197ZM249 251H250V250H249ZM100 252H99V254H101ZM102 252H103V251H102ZM116 252H119V253H116ZM199 252H200V251H199ZM208 252H209V253H208ZM211 252H212V251H211ZM244 252L246 253V255H245ZM250 252H251V251H250ZM250 252H249V253H250ZM258 252H259V251H258ZM258 252H257V253H258ZM92 253H93V252H92ZM92 253H91V255H92ZM135 253H136V251H135ZM178 253H179V254H178ZM200 253L203 254L204 251H203V252H200ZM93 254H95V251H94ZM97 254H98V252H97ZM103 254L105 255V252L102 253V255H99L100 257H99L98 255L96 256L97 258L99 257V260H98L97 264H99V263H101V262H102L101 264H104L105 262L103 261V259H104V260L106 259L107 264H108V261H109V263H111V264H113V263L115 262V261L113 262L110 258H109V259H110L111 261H110L109 259L107 260V258H105L106 255L103 256ZM117 254H118V255H117ZM127 254H128V255H127ZM166 254H167V255H166ZM194 254H196V253H194ZM197 254H198V252H197ZM197 254H196V256H197ZM222 254H223L224 256H217V255H222ZM231 254H232V255H231ZM234 254H236V256H235ZM253 254H252V253L249 254V257H250L251 255H253ZM73 255L75 256V257L72 256V258H73V257L75 258V260H74V258H73V262H74V264H76V263L78 262V260H79L82 256H81V255L79 256V255L76 254V253L73 254ZM76 255H77V256H76ZM87 255H89V254H87ZM91 255H89V256H91ZM95 255H96V254H95ZM95 255H94V257H95ZM152 255H153V257H152ZM199 255H201V254H199ZM233 255H234V256H233ZM238 255H239V257H238ZM92 256H93V255H92ZM101 256H102V259H100ZM125 256H126V257H125ZM128 256H129V257H128ZM134 256H136V254H134ZM162 256H163V257H162ZM231 256H232V259H231ZM253 256H254V255H253ZM258 256H260V257H261V256H264V250H263L262 252H259V255H258ZM84 257H85V256H84ZM94 257H93V258H94ZM96 257H95L94 259H96ZM103 257H104V258H103ZM123 257L126 258V259H125L126 261H123V260H124ZM151 257H152V258H151ZM154 257H155V258H154ZM177 257H176L175 259H176V261H177V259H178V261H177L178 264H180V263H181V264H182V263H183V264H186V263H188V264H189V263H190V264L193 263V264H194L195 262H192V263H191V259L194 260V261H197V259H194L193 257H192L190 260H189V258L187 257L188 260H189L190 262L187 261L186 263H184L187 259H186V260H183V259L181 260V259H180L181 257H180V258H177ZM194 257H195V255H194ZM197 257H198V256H197ZM228 257H229V258H228ZM233 257H237V258H233ZM251 257H252V256H251ZM76 258H79V259H76ZM86 258H89V259L87 260ZM90 258H92V257H85V262H86V263L82 260L84 263L80 261L81 264H82V263H83V264H88L87 261H89L90 264H94V263H96L95 261H96L97 259H96V260H92V259L90 260ZM120 258H118V259H120ZM122 258H123V259H122ZM132 258H131V259H132ZM153 258H154V259H153ZM224 258H225V257H224ZM138 259H139V260H138ZM241 259H245V258L243 257V258H241ZM76 260H77V262H76ZM86 260H87V261H86ZM153 260H154V261H153ZM180 260H181V262H180ZM198 260H199V258H198ZM210 260H213V261L211 262ZM71 261H72V260H71ZM92 261H93V262H92ZM100 261H101V262H100ZM127 261H128V262H127ZM182 261H184V262H182ZM262 261H263V260H262ZM80 262H78V264H79ZM91 262H92V263H91ZM112 262H113V263H112ZM118 262H119V261L117 260L115 263H116V264H120V263H118ZM154 262H155V263H154ZM165 262H166V263H165ZM173 262H175V260H173ZM177 262H176V263H177ZM199 262H200V260H199ZM203 262H202V263H203ZM229 263H228V264H229ZM254 263H255V262H254ZM195 264H198V261H197ZM215 264H216V260H215ZM217 264H219V263H217ZM257 264H258V263H257ZM259 264H261V262H260ZM263 264H264V262H263Z\"/></svg>", "mask_w": 264, "mask_h": 264}]
</instances>
